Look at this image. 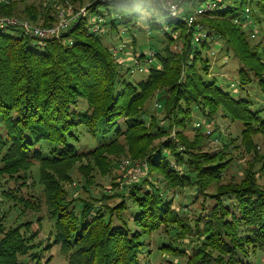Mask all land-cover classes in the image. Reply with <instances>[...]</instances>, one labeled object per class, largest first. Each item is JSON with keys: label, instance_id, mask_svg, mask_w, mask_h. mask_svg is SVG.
<instances>
[{"label": "trees", "instance_id": "16d2710c", "mask_svg": "<svg viewBox=\"0 0 264 264\" xmlns=\"http://www.w3.org/2000/svg\"><path fill=\"white\" fill-rule=\"evenodd\" d=\"M64 1L85 5L87 12L59 36L41 39L19 26L0 28V180L8 176L27 183L38 163L54 222L51 241L42 248L29 221L9 228L1 223L0 264H44L45 252L54 245L68 264H156L146 238L162 229L179 244L164 243L158 251L186 260L168 258L160 264H252L250 253L264 251V185L256 177L264 172V152L254 140L261 136L264 141V106L224 89L210 68L219 47L215 41L222 40L240 60L241 88L257 78L264 92V58L247 33L250 26H264V0H176V16L161 0ZM208 3L212 8L189 24L196 8ZM19 12L34 21L49 16L34 4L20 8L16 0H0V16ZM96 14L113 30L120 25L131 30L145 19L150 31L163 33L179 49H154L157 61L149 64L148 76L131 80L133 64L117 61L103 36L92 31ZM13 30L20 32L9 33ZM200 33L206 37L197 41ZM141 53L137 57L145 62L147 55ZM158 91L162 103L157 106L165 115L147 119L145 106ZM194 106L208 117L222 112L243 125L244 145L257 160L240 181H222L232 163L227 145L209 152L202 148L209 135L185 134ZM125 148L132 159L148 164L147 176L100 198H68L64 182L72 180L69 172L76 162L91 160L109 169L107 158ZM187 185L195 187V197L210 198L206 204L204 197L192 217L176 208L173 197ZM3 192L16 206L23 201L16 192ZM111 199L118 202L108 203ZM25 206L37 205L25 201ZM184 239L197 241L191 251L181 246Z\"/></svg>", "mask_w": 264, "mask_h": 264}, {"label": "rangeland", "instance_id": "374dc122", "mask_svg": "<svg viewBox=\"0 0 264 264\" xmlns=\"http://www.w3.org/2000/svg\"><path fill=\"white\" fill-rule=\"evenodd\" d=\"M16 1L19 2L20 8H23L25 5L34 4L38 6L39 10H42L43 13L45 12V15H49L48 18L41 16L38 21L29 19L20 12L18 15H13V17L29 21L31 24L41 28L56 27L60 23L62 25L64 24V19L70 20L73 14L84 15L87 12L85 5L75 6L64 0H56V2H48L49 0ZM103 9L104 6L99 7V10ZM89 15H92V13ZM3 17L12 16H0V18ZM62 19L63 21L61 22ZM250 27L247 28L250 43L252 47L256 45L258 46V49L261 51V55L264 58V26L256 24L254 28ZM19 32V30L9 31V33L14 34H18ZM101 35L103 36V44L110 48L115 59L125 66H127V62L133 64V59L138 58L137 56L142 54V51L145 55H148V52H154V49L161 50L166 46H171L170 48L173 50L179 49L178 46L170 43L168 39L166 40L163 33L150 31L145 19H141L131 30L124 28L122 25H120L117 30H113L112 27L107 25L105 26L104 33ZM215 43L219 47L215 48L216 53L211 57L212 65L210 68V74L218 78L219 82L225 86L222 85L224 89L230 90L231 92L233 91L236 96L239 94L241 96H249L254 99L255 107L258 105L259 108H263L264 92L258 85L257 78L254 80L253 84L245 85L244 89L241 88L238 75V70L241 65L239 58L234 55L232 51L228 52L225 50L227 44L222 40H216ZM145 60L146 61L141 64L140 69L128 75L131 80L139 82L148 76V68L151 63L147 62V57H145ZM156 61L157 59L154 58L153 62ZM160 92L161 91L155 92L156 96H154V98L145 106L147 109V119L150 118L152 114L158 119H162L165 115L163 109L157 106V103H162L158 98L159 95H161ZM195 127L200 128V130L197 131L194 129ZM242 129L243 125L241 123L233 121L231 118L224 117L222 112H219L213 117H208L204 115L197 106H194L193 123L184 131L190 138H197L199 132L209 135L208 137L205 136V140L203 141L204 145L202 146L203 150L209 152H216L227 145L226 150L229 158H232V163L223 173L222 181L229 182L240 181L245 176L246 170H248L251 163L257 160L254 158V150H248L244 145L241 134ZM89 138L92 137L89 136ZM254 140L259 145L258 150L264 152V141L262 137L256 136ZM90 146L92 145H88V147ZM106 161V166L110 163L109 169L107 167L100 169L94 161L91 160L88 161L85 159L76 162L69 172L72 176V180L64 182V187L68 191V198L92 200V197L95 196L100 198L104 193L113 194L116 190L123 191L126 190L125 188L127 185L136 182L132 180V176L137 168L142 169L140 177L147 176L149 173L148 164L141 160L132 159L127 152V148H125V151L119 155H111ZM178 166L180 167L179 169H182L180 165ZM259 166L260 164L257 163L256 169H258ZM83 169H86L90 173L88 175L85 174ZM39 170V165L36 163L32 168L27 183H23L22 178L17 182L16 179L8 176H5L0 180V224L4 223L6 228H9L10 226H17L24 221H29L30 224H32L31 228L33 232L38 233L35 243L39 244L42 248L46 247L51 241L52 233L54 231V222L48 215V208L45 200L46 197L44 196V186L40 182ZM91 174L94 175L93 181L89 179V175ZM157 177H159L158 180L160 181L161 175H158ZM256 177H259V181L264 185V172H257ZM113 182L116 184L114 185ZM213 189L214 186L209 189L208 192ZM8 190L16 192L17 197L19 199L23 198V201H19V204L16 206L14 205V200H7V195L3 191L7 192ZM178 191L179 192H176L173 195L175 206L177 209H180L179 211L181 213L184 212L186 215H189V217L198 215L203 207L204 197L205 200L207 198L206 204L210 202V198L206 195L204 196L203 194H200L199 197H195V187L190 188L187 185ZM25 201H29L32 205H37L36 207L39 208L27 207L25 206ZM107 202L115 204L118 202V199L107 200ZM74 204L78 206V201L74 202ZM76 210L79 211L80 207H76ZM146 240L149 242V249L153 251V256H155L153 259L154 263L160 264L166 262L168 258L173 259L174 261L180 260V262H185L186 258H175L158 251V248L164 243L172 242L176 245L179 244L177 241L173 240L170 234L165 232L164 229L153 233L150 237H147ZM196 242L197 241H191V239H184L180 244L188 251H191L192 245L196 244ZM248 261L252 264H264V251L257 250L254 253H250ZM43 263L68 264L66 256L62 253L59 245H54L49 251L45 252Z\"/></svg>", "mask_w": 264, "mask_h": 264}, {"label": "built area", "instance_id": "2783aa9c", "mask_svg": "<svg viewBox=\"0 0 264 264\" xmlns=\"http://www.w3.org/2000/svg\"><path fill=\"white\" fill-rule=\"evenodd\" d=\"M163 5L165 6V8H167L170 12L171 15L176 16L179 14L180 12V7H179V2L176 0H161ZM212 4L208 3L205 4L203 6H198L195 10V14L191 17L188 18V23L189 24H193L194 21L197 20V17L201 14H203L205 11L209 10L212 8ZM85 10V9H84ZM83 10V11H84ZM79 14H73V16L70 18V20H65L64 19V24L61 25V23L59 25H57L56 27H51V28H41L38 26H35L33 24H31L29 21L26 20H21L17 17H3L0 18V28H5L6 26H19L22 29H24L25 32L29 33L32 36H36L38 38L41 39H45L51 36H59L61 30L67 28V26L74 20H76L78 18ZM63 21V19L61 20V22ZM105 22V17H103L100 14H96V16L94 18H92V31L99 33V34H103L105 31V27L103 25V23ZM206 37L205 33H200L196 35V40L200 41L203 38ZM147 62L148 63H152L154 58H155V52H148L147 53ZM133 68H132V73L136 72L138 69H140L141 64L143 62H141L138 58L133 59ZM142 173V169L141 168H137L134 171L133 174V181H137L139 180V177L141 176L140 174Z\"/></svg>", "mask_w": 264, "mask_h": 264}]
</instances>
